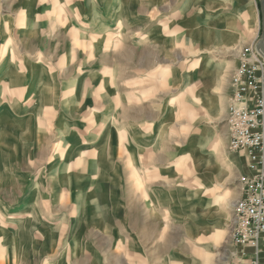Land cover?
<instances>
[{
  "label": "rangeland",
  "instance_id": "obj_1",
  "mask_svg": "<svg viewBox=\"0 0 264 264\" xmlns=\"http://www.w3.org/2000/svg\"><path fill=\"white\" fill-rule=\"evenodd\" d=\"M261 1L0 0V264H261Z\"/></svg>",
  "mask_w": 264,
  "mask_h": 264
},
{
  "label": "built area",
  "instance_id": "obj_2",
  "mask_svg": "<svg viewBox=\"0 0 264 264\" xmlns=\"http://www.w3.org/2000/svg\"><path fill=\"white\" fill-rule=\"evenodd\" d=\"M232 123L231 149H249L264 156V95L256 103L254 110H236ZM262 160L258 164L263 165V172L256 170L255 164L251 166L260 173L255 177V184L246 189L234 209V229L238 245L253 247L259 253L264 250V244H261L264 241V158ZM254 264L259 263L256 261Z\"/></svg>",
  "mask_w": 264,
  "mask_h": 264
},
{
  "label": "water",
  "instance_id": "obj_3",
  "mask_svg": "<svg viewBox=\"0 0 264 264\" xmlns=\"http://www.w3.org/2000/svg\"><path fill=\"white\" fill-rule=\"evenodd\" d=\"M261 13H262V33L259 41L257 42L256 48L259 54L264 59V0L261 1Z\"/></svg>",
  "mask_w": 264,
  "mask_h": 264
},
{
  "label": "crops",
  "instance_id": "obj_4",
  "mask_svg": "<svg viewBox=\"0 0 264 264\" xmlns=\"http://www.w3.org/2000/svg\"><path fill=\"white\" fill-rule=\"evenodd\" d=\"M250 257H251V254H250ZM261 264H264V255L262 256Z\"/></svg>",
  "mask_w": 264,
  "mask_h": 264
},
{
  "label": "bare ground",
  "instance_id": "obj_5",
  "mask_svg": "<svg viewBox=\"0 0 264 264\" xmlns=\"http://www.w3.org/2000/svg\"><path fill=\"white\" fill-rule=\"evenodd\" d=\"M2 213V212H1ZM3 214V213H2Z\"/></svg>",
  "mask_w": 264,
  "mask_h": 264
}]
</instances>
